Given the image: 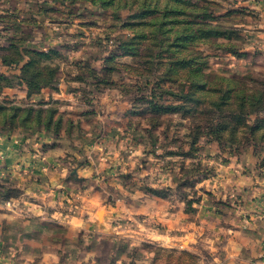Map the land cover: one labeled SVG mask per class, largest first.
I'll list each match as a JSON object with an SVG mask.
<instances>
[{
  "label": "rangeland",
  "instance_id": "obj_1",
  "mask_svg": "<svg viewBox=\"0 0 264 264\" xmlns=\"http://www.w3.org/2000/svg\"><path fill=\"white\" fill-rule=\"evenodd\" d=\"M194 1L198 9L192 8ZM0 2L9 11L10 18L0 20V30L7 29V32L4 31L7 37L5 46H9L5 52L10 56H14L17 49L27 57L52 50L49 59H44L53 64L55 75L63 81L71 97L91 106L94 101L97 104L105 92L110 97L123 100L127 111L122 123L116 121V126L127 137L122 146L137 148L131 162L123 169V175L127 174L125 177L128 179L133 177L136 182L129 186L130 189L136 187L137 192L146 191L147 186H151L147 182L152 169L158 168L161 171L159 168L162 166L172 168L175 171L173 182L176 183L172 192L169 190L170 195H173L174 200H185L188 211L193 212V209L198 208L193 205L195 201H202L210 198V194H215L213 189L218 187L211 184L210 179L215 174L216 177L223 174L224 166L245 162L257 171H264V143H260V137L254 144H237L231 143L228 138L210 140L199 132L198 141L193 142L192 138L197 133H192L190 129L198 118L203 117L198 112L200 104H211L219 100V95L227 88L239 90L242 87L245 92L251 93L252 88L258 89L264 85V63H261L264 59L259 56L243 58L247 56L231 52L243 45L242 30L235 23L241 18L240 14L232 12L238 10L231 4L233 0H183L180 6L186 10L180 11H172L169 5L161 8L159 4H164L163 0H151L145 5L147 13L142 12L136 0L134 3L132 0H118L115 4L109 3V0ZM160 11L165 15H161ZM211 13L213 20L208 16ZM161 21L165 24L159 30ZM190 22L194 25H189ZM208 22L218 32L206 33L209 26L205 23ZM14 43L16 48H11L10 45ZM29 71L37 78V62L29 67ZM209 72L243 74L251 78H246L245 83L242 80L236 82L234 78L227 79V82L221 78H211L209 87H206L203 85L207 80L205 75ZM189 76L194 79L192 84ZM146 78L152 79L148 86L144 83ZM5 83L6 80H0V103L7 107H0V129L9 132L20 129L27 136L37 133L39 129L51 130L57 140H71L74 144L87 140L92 130L98 133L99 145L105 147V141L97 128L101 125L114 126L112 116L104 113L107 116L97 121V116L81 112L71 104L61 106L56 101L48 103L37 98V94L27 88V97L20 103L2 94ZM173 85L174 95L153 97V93L161 94L162 88ZM237 93L240 92L231 90L225 99L231 103L254 99L241 98ZM153 99L161 100L170 107H153ZM154 109L163 112L156 116V125L152 123ZM261 118H264V114ZM260 132H264V127ZM71 147L78 146L75 144ZM153 177H156L155 172ZM14 191L19 192L10 184L1 185L0 181V193L15 195ZM214 196L219 205L229 202L227 195ZM12 197L15 196L5 201L8 202ZM127 221L134 222L137 219L128 218ZM56 224L49 221L48 228H56V232L45 231L40 237L57 247L53 250L58 252L62 261L71 255L75 257L74 264L81 260L92 262L91 259L94 260L93 264H134L133 259L146 252L145 246L128 248L114 243L129 242L131 238L128 235L97 241L84 232L69 235ZM150 251L155 252L156 264H189L193 259L199 260L188 250L177 253L164 251L160 245H155Z\"/></svg>",
  "mask_w": 264,
  "mask_h": 264
},
{
  "label": "crops",
  "instance_id": "obj_2",
  "mask_svg": "<svg viewBox=\"0 0 264 264\" xmlns=\"http://www.w3.org/2000/svg\"><path fill=\"white\" fill-rule=\"evenodd\" d=\"M2 3L0 16H7L9 11ZM231 4L241 18L235 23L242 30L240 51L247 53L243 58L264 59V0H233ZM6 42L5 32L0 30V48ZM27 60L9 64L0 52V75L9 76L13 82L2 94L20 103L27 97V87L20 79ZM102 96L92 106L74 99L60 78L37 93V98L61 106L71 104L97 116V121L112 116L114 126L97 128L105 147L99 145L98 133L92 130L87 140L71 147L73 141L57 140L51 130L39 129L27 136L20 129H0V181L19 190L8 200L10 205L0 196V264H74L75 257L67 255L65 261L60 260L53 250L57 247L40 237L45 231L56 232V228H48L49 221L69 235L84 232L97 241L128 235L129 242L114 243L146 247L144 255L130 258L134 264H156L155 252L150 251L155 245L177 253L192 251L199 258L197 264H264V171L245 162L224 166L223 174H215L210 180L218 187L213 189L215 194L227 195L229 202L219 205L215 194H210V198L194 202L198 208L193 212L188 211L185 200H174L170 193L166 196L130 189L136 182L125 177L123 169L137 148L122 146L127 137L116 126V121L122 123L127 107L107 92ZM159 170H151L147 185L172 192L174 169L162 166ZM91 261L75 264H93Z\"/></svg>",
  "mask_w": 264,
  "mask_h": 264
},
{
  "label": "trees",
  "instance_id": "obj_3",
  "mask_svg": "<svg viewBox=\"0 0 264 264\" xmlns=\"http://www.w3.org/2000/svg\"><path fill=\"white\" fill-rule=\"evenodd\" d=\"M117 1L118 0H109V3L115 4ZM136 1H138V4L141 5L142 12L147 13L148 8H146V6L150 3L151 0H136ZM167 1L168 3L166 4H165L166 0H163L164 4H161L160 2L159 5L161 6V8L168 7L169 5V8L172 9V11L186 10L184 7L180 6L181 3H183L182 2L183 0H167ZM132 2L134 3L135 0H132ZM192 3H193L192 8H196L195 6L197 5L194 4L195 1ZM196 9H198V7ZM236 11L238 10H233L232 12H236ZM170 13H175V12H170ZM212 13L209 14L208 16L210 15L212 16ZM160 14L165 15L163 14V11H160ZM166 14H169V13H166ZM211 16L210 18L211 20H213ZM6 18L8 20V18L10 17H8V15L0 16V20L6 19ZM159 24L160 25L158 29L162 30L163 24H165V22L161 21ZM191 24H193V22L189 23V25ZM205 25L209 26V28L205 30L206 33L212 34L214 32H218V30H214V28H212L211 22L205 23ZM196 26L197 24L195 25V27ZM3 31L7 32V29H3ZM8 46H5V45L2 46V48H0V52L3 54L5 60L9 64H17V63L19 64L25 58L28 59L22 68L20 79H21V82L27 87V89H29L31 92L34 91L33 94H37L41 92L43 88L52 85L54 82H56L59 79L58 76L55 75L53 64L49 60H46V59H49V55L50 53H52V50L49 52H45V51L37 52L36 56L27 57L26 54H23L22 52L20 53V51L17 49L14 56H10L7 52H5L8 49L7 48ZM10 47L16 48V44L15 43L11 44ZM231 52L238 54V55H242V56L247 55L246 52H241L239 47L236 48V50H233ZM36 62H37V78L33 77L31 71H29V67L32 66ZM261 73L262 72H260V74ZM205 76L207 80L206 81L201 80V81H204L203 86H206V87H209V84L211 83L210 81L211 78H221L223 80H226V82L229 79L234 78L236 82L239 80H242L243 83H245L246 78L248 80H250L251 78L250 76H245L243 74L242 75L241 74L225 75V74H216V73H210V72L206 73ZM190 77L192 78L190 80V83L192 84L194 82V79L192 76H189L188 78ZM2 79L6 80V83L3 85L2 90L4 89L5 86L11 85L13 83L9 76L0 75V80ZM151 82H152L151 78H146V80L144 81V83L147 86ZM154 83H156V81ZM34 84L35 86H33ZM32 87H34L35 89H33ZM168 87L169 88H162L161 94L153 93V97L157 98L160 95L162 97H166V96L170 97L172 94L174 95L175 86L173 85V86H168ZM151 90H153V88ZM231 90L232 92L233 91L240 92L237 94H239L241 98L247 97V100H250V98H254V99L249 102L243 101V99H241L237 103H231L225 99L227 95L229 94V92H231ZM151 102L153 104V107H160V108H164L168 106L170 107V105H168L167 103L161 100L153 99L151 100ZM16 106L19 109L22 108L20 105H16ZM228 106L229 108H226ZM0 107H6V106L2 105V102H1ZM180 107L184 108L186 106L180 105ZM40 109H43V107H40ZM198 112L202 114L203 117L198 118L197 123L190 128L192 133H195V132L197 133V135L192 138L193 142L198 141L199 139L198 133L202 132L203 133L202 136L209 137L210 140L215 139V140L221 141L222 139L228 138L231 141V143L238 144V143L243 142V143H248V144L249 143L254 144V143H257L256 140L258 137H260L262 139L260 143H264V132L263 133L260 132V130L264 127V118H261V115L264 114V85L259 87L258 89L252 88L251 93L245 92L244 88L242 87H239V90L233 89L232 87L230 89L227 88V90H224L221 92V94L219 95V100H214L211 102V104H205V105L200 104V110H198ZM153 114L155 117H152V123L153 125L154 124L156 125L157 123L156 116L162 115L163 112H159L158 110L154 109ZM177 188L180 190L179 185L177 186ZM146 190H148L151 193L157 194V195L167 196L170 193V191L167 189L159 190L157 188H152L148 186ZM14 192H15L14 193L15 195L19 193V192L16 193V191ZM0 196L2 199H7L8 197H11L14 195H10L7 192L6 193L1 192ZM164 251H172V250H164ZM193 257L196 258L195 255H193ZM197 262L198 261L193 259L192 263H189V264H197ZM176 264H184V263L177 262Z\"/></svg>",
  "mask_w": 264,
  "mask_h": 264
}]
</instances>
